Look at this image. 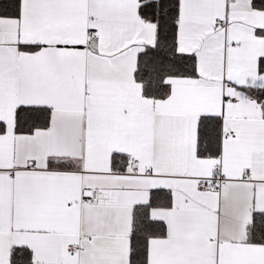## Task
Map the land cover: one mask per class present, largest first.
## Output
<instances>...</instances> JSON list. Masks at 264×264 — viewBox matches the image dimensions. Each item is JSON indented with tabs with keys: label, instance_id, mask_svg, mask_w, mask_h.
Wrapping results in <instances>:
<instances>
[{
	"label": "snow or ice",
	"instance_id": "snow-or-ice-1",
	"mask_svg": "<svg viewBox=\"0 0 264 264\" xmlns=\"http://www.w3.org/2000/svg\"><path fill=\"white\" fill-rule=\"evenodd\" d=\"M0 264H264V0H0Z\"/></svg>",
	"mask_w": 264,
	"mask_h": 264
}]
</instances>
